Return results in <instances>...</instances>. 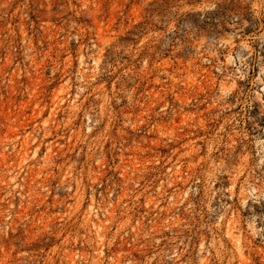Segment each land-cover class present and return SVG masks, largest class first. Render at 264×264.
Listing matches in <instances>:
<instances>
[{
    "label": "rangeland",
    "instance_id": "1",
    "mask_svg": "<svg viewBox=\"0 0 264 264\" xmlns=\"http://www.w3.org/2000/svg\"><path fill=\"white\" fill-rule=\"evenodd\" d=\"M0 264H264V0H0Z\"/></svg>",
    "mask_w": 264,
    "mask_h": 264
}]
</instances>
